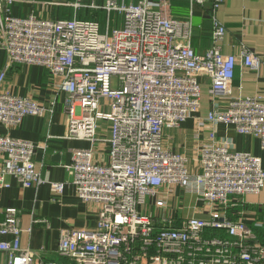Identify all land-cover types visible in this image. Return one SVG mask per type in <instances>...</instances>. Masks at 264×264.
Instances as JSON below:
<instances>
[{"label": "built area", "instance_id": "1", "mask_svg": "<svg viewBox=\"0 0 264 264\" xmlns=\"http://www.w3.org/2000/svg\"><path fill=\"white\" fill-rule=\"evenodd\" d=\"M18 2L34 8L15 14ZM188 2V14L179 16L172 0H0V48L8 59L0 82L12 64L39 66L60 79L64 137L90 143L74 148L65 167L78 197L97 209L95 227L61 232L62 261L39 263L22 247L18 210L6 208L0 236L11 239L0 241V251L7 264H264V241L233 216L245 196L264 189L263 160L231 149L214 128L231 126L257 138L264 150V95L232 93L237 66L259 71L262 59L246 47L223 52V0ZM206 3L211 44L197 53L193 38L201 25L193 11ZM84 9L105 12L107 20L102 25L99 17L82 18ZM203 75L210 79L211 108L197 118L191 168L184 152L165 145V132L200 112ZM54 107L0 87V122L7 126L51 114ZM101 122L108 123V137L99 135ZM102 142L107 161L96 158ZM35 149L31 141L0 136V191L9 175L23 187L46 182ZM65 185L51 182L52 200ZM176 186L201 204L190 216L173 203Z\"/></svg>", "mask_w": 264, "mask_h": 264}, {"label": "crops", "instance_id": "2", "mask_svg": "<svg viewBox=\"0 0 264 264\" xmlns=\"http://www.w3.org/2000/svg\"><path fill=\"white\" fill-rule=\"evenodd\" d=\"M185 9H189V2L185 0ZM210 3L197 5L194 8L196 28L193 38V47L197 53H205L211 44V18ZM34 5L28 2H18L15 5V14H26ZM188 12L185 10V15ZM218 16L226 27V37L223 43V52L238 53L243 47L256 52L262 59L259 71H252L240 65L235 71L232 83V93L235 96L264 95V0H223ZM7 53L0 48V72L7 67ZM202 93L210 90V79L201 76ZM2 89L10 90L20 96H26L50 106L55 103L53 113L42 116H26L22 123L16 126H7L0 122V136L24 139L36 145L34 160L39 165L42 176L46 180L38 186L23 187L17 179L9 175L6 185L0 191V220H3V211L8 207L18 210L19 225L24 232L21 236L23 248L29 249L36 255L37 262L62 261L59 252V239L65 229L93 228L97 223V209L94 205L83 202L77 195L71 183L72 174L66 169L71 161L72 150L80 147H90L85 140L65 138L67 129V113L64 108L66 94L60 89V79L54 77L47 69L34 65L12 64L6 71ZM210 95V94H209ZM202 101V100H201ZM203 103L197 115L188 118L178 128L167 129L165 132V145L175 151L190 154V167L194 168L197 150L196 124L197 118L204 116ZM207 105V104H206ZM207 111L211 108L208 103ZM105 126L101 122L99 135L103 134ZM215 131L220 138L230 142L233 150L248 151L259 156L264 164V150L260 141L250 135H241L231 126L215 125ZM212 126L206 127L203 135L209 132ZM107 131V130H106ZM169 135V136H168ZM184 139L181 144L178 140ZM183 142L188 143L183 144ZM107 144L99 143L96 158H106ZM51 182H65L64 191L57 201L52 200L54 191ZM177 205L178 196L183 191L174 187ZM190 196V195H189ZM245 207L233 208L234 218L242 217L254 231L264 230V189L259 195L244 197ZM178 207V205H177ZM241 213H236L237 210ZM38 219L44 221L34 222ZM31 228L30 231H26ZM11 236H0L1 240H10ZM7 255L0 251V264H7Z\"/></svg>", "mask_w": 264, "mask_h": 264}, {"label": "rangeland", "instance_id": "3", "mask_svg": "<svg viewBox=\"0 0 264 264\" xmlns=\"http://www.w3.org/2000/svg\"><path fill=\"white\" fill-rule=\"evenodd\" d=\"M68 1H71V0H68ZM195 8V7H194ZM183 8L182 7H179V6H174V11H181ZM60 10H66V11H71L70 8H60ZM186 12H188V8L186 9ZM185 15V13H184ZM99 20L100 22L102 23V25L105 23V21L107 20V13L105 12H102V11H99ZM202 103L204 104L203 105V112H205L204 114L207 113V106H208V103H210V95L207 94V92H204L202 93ZM207 104V105H206ZM104 126L106 127L108 123L106 122H103ZM107 130V129H106ZM106 130H103V134L108 131ZM109 136V134H108ZM169 136V135H168ZM182 141H184V139H181V140H178V142L176 144L182 146ZM183 144H187L188 147H190L189 145V142L186 143V142H183ZM188 157H190V154L184 152ZM191 158V157H190ZM189 158V159H190ZM190 162H191V159H190ZM243 206L241 205L240 208L243 210L244 207H245V202L243 200ZM177 205H178V208L181 210V213L184 214V215H187V216H190L195 207L197 205H201L199 202H197L196 198L193 197V196H189V195H186V194H182V196H178V201H177ZM176 205V206H177ZM242 210H237L236 213H241Z\"/></svg>", "mask_w": 264, "mask_h": 264}, {"label": "trees", "instance_id": "4", "mask_svg": "<svg viewBox=\"0 0 264 264\" xmlns=\"http://www.w3.org/2000/svg\"><path fill=\"white\" fill-rule=\"evenodd\" d=\"M173 1V12L175 15H179L182 16L185 13V0H172ZM187 3V2H186ZM174 6H179L182 7L183 9L181 11H174ZM66 10H63V14L66 13ZM80 17L82 18H95V17H99V12L95 11V12H90L89 10H82L79 13ZM256 236L261 239L262 241H264V230H258V231H254Z\"/></svg>", "mask_w": 264, "mask_h": 264}]
</instances>
